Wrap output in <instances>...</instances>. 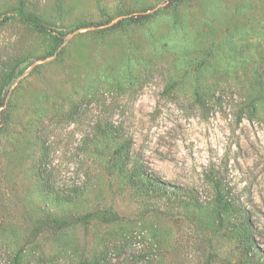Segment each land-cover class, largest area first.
Instances as JSON below:
<instances>
[{
	"label": "rangeland",
	"instance_id": "1",
	"mask_svg": "<svg viewBox=\"0 0 264 264\" xmlns=\"http://www.w3.org/2000/svg\"><path fill=\"white\" fill-rule=\"evenodd\" d=\"M22 1L52 32L0 0V264H257L211 170L264 258V0Z\"/></svg>",
	"mask_w": 264,
	"mask_h": 264
},
{
	"label": "trees",
	"instance_id": "2",
	"mask_svg": "<svg viewBox=\"0 0 264 264\" xmlns=\"http://www.w3.org/2000/svg\"><path fill=\"white\" fill-rule=\"evenodd\" d=\"M180 0H173L170 2V6H174L177 3H179ZM20 6L15 12V18H18L24 25H26L28 28H30L33 31L40 32V33H51L52 30L47 26L45 23H43L40 19H38L33 14H30L29 12L25 11L23 8V1L19 0ZM151 17V15H143L133 18H128L125 20V22H119L115 25L111 26V30H115L118 28H122L126 25H134L142 23L146 20H148ZM8 21V18H0V28ZM6 105L5 102H0V109L3 108ZM4 111V110H2ZM4 118H6V113H2ZM127 147V146H126ZM129 149V148H128ZM214 170H211L210 172L206 173V180H209L212 183V186L215 189L216 192V198H215V206L218 208V217L220 220V226L222 227L223 221H224V213L235 215L238 217V223H235L234 227L239 228L243 234V238L245 239V244L243 245L244 250H246V253L254 257L257 264H264V258H261L259 253H257V248L254 242V233H253V225L250 219V216L244 206H242L237 201H234V198L232 195H229L228 190L225 189L223 182L221 180V177L216 173L214 174ZM132 177V176H131ZM145 179L152 180L151 178L147 177L145 174L142 177V181H145ZM159 182V181H156ZM160 183V182H159ZM160 185V184H159ZM179 195V194H177ZM182 196V195H180ZM99 218L104 222H110L113 220L119 219L118 216L113 215H98L97 213H93L86 216V219L89 218ZM47 223V224H45ZM42 224H45L44 226H38L37 232H40L44 229H57L60 228L63 224L61 222L53 221L50 223V221H45ZM83 264H89L87 262H84Z\"/></svg>",
	"mask_w": 264,
	"mask_h": 264
}]
</instances>
